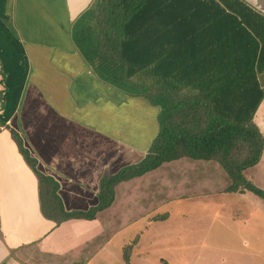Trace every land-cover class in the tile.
I'll return each mask as SVG.
<instances>
[{"label":"crops","instance_id":"obj_1","mask_svg":"<svg viewBox=\"0 0 264 264\" xmlns=\"http://www.w3.org/2000/svg\"><path fill=\"white\" fill-rule=\"evenodd\" d=\"M241 1L264 17V0ZM92 4L93 0H0V121L4 122L0 125V264H35L34 246L62 259L75 258L85 236L100 232V215L108 210L94 219H69L59 225L45 218L37 177L8 127L20 134L37 169L58 183L57 193L67 210L95 205L101 176L140 161L157 131L159 107L107 82L97 64L80 52L75 27L90 20ZM258 78L264 87V69ZM253 120L264 136V97ZM244 175L264 190V147L259 161ZM235 193L222 196L224 206L239 201L242 192ZM253 201L264 208L259 200ZM260 224L248 225V232L246 223L225 224L222 230L230 239L236 229L237 234L244 233L238 243L225 237L226 241L202 240L193 247L219 250L216 262L219 258L222 263L247 264L253 257L264 262ZM199 259L207 260L203 254Z\"/></svg>","mask_w":264,"mask_h":264},{"label":"trees","instance_id":"obj_2","mask_svg":"<svg viewBox=\"0 0 264 264\" xmlns=\"http://www.w3.org/2000/svg\"><path fill=\"white\" fill-rule=\"evenodd\" d=\"M89 10L90 20L75 27L80 52L107 82L158 106V128L140 161L101 176L95 205L67 210L58 183L8 127L37 177L42 215L56 225L94 219L113 203L117 184L182 157L215 160L230 179L226 191L264 198L244 175L264 147L253 120L264 97V17L241 0H93Z\"/></svg>","mask_w":264,"mask_h":264},{"label":"rangeland","instance_id":"obj_3","mask_svg":"<svg viewBox=\"0 0 264 264\" xmlns=\"http://www.w3.org/2000/svg\"><path fill=\"white\" fill-rule=\"evenodd\" d=\"M128 182L116 185L113 203L100 215V232L85 236L75 258L66 255L63 260L34 246L35 264H238L222 263L219 258L216 262L219 250L193 245L209 239L226 241L225 237L238 243L244 233L237 234L236 229L230 239L228 231L222 230L225 224L246 223L248 232V225L262 222L264 233V208L253 201L264 204V198L246 190L238 195L239 201L224 206L222 196L238 193H222L230 179L215 160L182 157L166 161ZM200 254L207 260H198ZM255 258L247 264H264Z\"/></svg>","mask_w":264,"mask_h":264}]
</instances>
